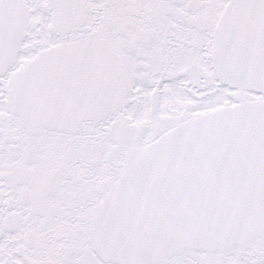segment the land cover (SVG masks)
Instances as JSON below:
<instances>
[{"label": "snow or ice", "instance_id": "6c2138e0", "mask_svg": "<svg viewBox=\"0 0 264 264\" xmlns=\"http://www.w3.org/2000/svg\"><path fill=\"white\" fill-rule=\"evenodd\" d=\"M0 264H264V0H0Z\"/></svg>", "mask_w": 264, "mask_h": 264}]
</instances>
